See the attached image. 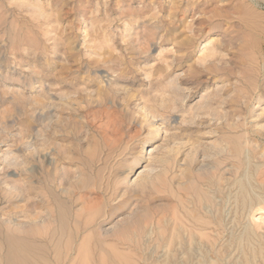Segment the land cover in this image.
<instances>
[{"label":"rangeland","instance_id":"374dc122","mask_svg":"<svg viewBox=\"0 0 264 264\" xmlns=\"http://www.w3.org/2000/svg\"><path fill=\"white\" fill-rule=\"evenodd\" d=\"M45 103L56 110L50 122ZM138 105L157 110V118L144 123ZM43 134L59 146L64 184L81 179L72 214L108 206L106 216L89 220L94 235L117 216L131 221L126 236L108 237L102 251L91 248L93 264H162L165 250L155 248L151 226L181 210L171 191L185 199L179 173L192 162L185 177L197 175L192 168L203 158L221 170V264H247L245 252L248 264H264V210L248 214L231 198L239 183L248 189L245 201L264 188V0H0V180L9 183L0 186V214L9 219L39 220ZM146 139L151 153L136 173L151 167L154 179L122 194ZM245 140L236 156L233 146ZM28 142L37 186L29 202ZM228 165L239 175L224 172ZM139 228L142 245L135 244ZM247 230L254 240L239 245ZM37 232L31 238L38 243ZM204 248H191L189 264L215 260ZM182 258L178 252L175 260ZM48 264H56L52 256Z\"/></svg>","mask_w":264,"mask_h":264},{"label":"bare ground","instance_id":"6f19581e","mask_svg":"<svg viewBox=\"0 0 264 264\" xmlns=\"http://www.w3.org/2000/svg\"><path fill=\"white\" fill-rule=\"evenodd\" d=\"M178 87L180 86L178 85ZM171 89L174 97H181L179 88L172 85ZM138 107V112H140L141 120L144 123L149 124L152 120L157 118V110H153L151 113L150 109L144 105H138ZM138 107H136V109ZM42 109L44 113L43 116L49 122L52 121L54 117L57 118L55 107H53L51 103H45ZM155 130L159 131V129ZM148 142H150L149 139H146L142 144L144 145ZM31 145L33 144L28 142L30 150L23 162L25 167L23 175L25 177V189L27 191L24 195L27 202L34 197H31V194L37 187L36 183L33 181L35 177L34 169H31L29 166L31 162L34 161L35 155L31 153L35 151V149L33 150V148H31ZM248 145L249 142L245 140L244 142H240V145L233 146L235 149L234 154L238 156L242 151V147ZM223 150L225 151V148H223ZM263 150H261V152ZM139 151L140 160H134V162L131 163V167L128 168L127 171V178L124 177L121 181V184L125 187L122 194L133 189H142L151 184L152 179H154L151 175L154 169L151 167L148 169L144 168L136 173L141 160H143L142 158L151 153L149 146L145 145L141 147ZM8 156H10V153ZM259 157L264 158V152H262ZM38 158L42 166L40 169L41 180L39 182V189L40 192H42V197L39 200L41 208L39 220L34 218L31 214L25 221L18 222L14 219H9V217H6V215L1 212L0 264H36L38 262L48 264L50 256L53 257L56 264H93L95 260L90 254L91 248H97L102 251L103 248H105L103 243L108 237H114L116 235L126 236V231L131 221L117 216L116 220L109 228H105L104 224L100 225L101 227L98 225L99 234L94 235V231L89 226V220L106 216L108 206L89 207L84 210L76 209L72 214L68 205L71 204V209H73L74 203L70 198L73 193L72 189L78 181L81 180L80 177L74 178L73 182L69 181L67 184H64L63 176L60 173L62 168L60 166L59 146L46 134L42 136L41 155H38ZM12 160H15V158ZM202 160L203 161L198 164L199 167L197 169H195V167L192 168V171H196L197 175L189 173V177H185L186 174L184 171L188 173L192 162L185 164V168L179 173L180 181L177 183V186L180 191L186 194L185 199L181 196L179 197L178 193L171 191L172 194L177 197L181 210L176 212L169 220L164 221L160 218L157 219L151 226V234L153 235L155 248L158 250H165V260L162 264H189L195 256L193 254L194 252L190 251L191 248L201 251L200 249L204 247L207 248V251L209 249V251L215 255V260L209 261L210 264H221L222 249L220 243L222 235L226 232V226L224 225L222 216L224 205L223 202L220 203L216 201L218 198L220 199L224 196L223 185L219 176L221 170H219L217 166L209 165L207 159L203 158ZM223 171L227 172L231 177L239 175V169L234 165L229 166ZM249 174L250 173L247 175L249 176ZM129 176H131V178L133 177V179L131 180ZM198 177H203V184L200 185L196 182ZM8 184L0 180V186H6ZM238 185L241 189L231 197L233 202L241 207V211L247 212L248 214L252 213L255 209L262 212L264 210V188H261L259 197H249V199L245 201L244 195L247 193L248 189L242 187L240 183ZM8 190L18 194L20 193L14 188H9ZM230 195L231 190L229 192V196ZM116 206L117 205L114 207L109 206V208L115 212L116 210L114 208ZM29 207L34 208L35 206L34 204H30ZM236 211L237 207H234V209H232L233 217L236 216L234 215ZM80 216L84 217L85 225L83 226L79 223ZM250 219H254L253 215ZM35 231H38L37 233L40 236L38 243L31 238ZM143 233V229L139 228L138 239L135 240L136 245H142L140 243V235ZM20 234L23 236H20ZM231 238L233 237L231 236ZM252 240H254V238L251 236L250 231L247 230L244 237L241 236L238 244L249 243L252 242ZM178 252L183 255L180 263H177L175 260ZM102 255L103 254H101V256ZM259 255L263 257V250H260ZM255 256L254 253L252 257L254 258ZM201 257L203 256L201 255ZM242 258H244V262L248 264L251 255L248 256L245 252ZM205 259L207 260V258Z\"/></svg>","mask_w":264,"mask_h":264}]
</instances>
